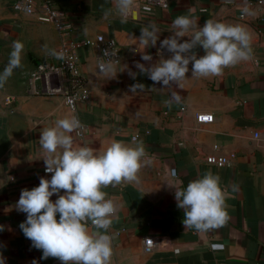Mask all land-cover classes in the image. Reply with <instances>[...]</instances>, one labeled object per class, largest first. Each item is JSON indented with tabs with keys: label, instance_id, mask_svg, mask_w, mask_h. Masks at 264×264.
<instances>
[{
	"label": "crops",
	"instance_id": "1",
	"mask_svg": "<svg viewBox=\"0 0 264 264\" xmlns=\"http://www.w3.org/2000/svg\"><path fill=\"white\" fill-rule=\"evenodd\" d=\"M143 1L137 0L126 22L116 14L104 16V9L114 7L113 0H34V15L18 10L17 0L0 1V72L8 64L13 42L24 45L20 67L0 88V225L4 227L0 254L5 264H61L55 258H41L42 250L34 248L19 227L26 214L16 209L21 190L39 186L41 177L51 178L44 173L40 132L65 115H74L63 96L47 93L43 79L35 74L41 64L58 62L49 53H58L63 42L96 35L118 42L120 63L127 70L118 65L117 76L106 79L99 75L93 49L81 51L91 100L79 106L77 116L85 132L83 137L73 133L74 140L97 150L106 149L113 139L143 143L146 159L151 160L138 173V181L103 189L117 205L109 229L110 264H264V146L256 136L264 132V0H167V8L156 6L150 15L142 13ZM46 3L66 12L72 25L68 35L39 21ZM245 3L254 15L242 14ZM189 10L200 27L208 19L246 25L252 33V58L225 68L221 75L201 78H192L190 64L187 79L179 86L154 83L135 64H146L143 54L158 60L160 41L145 49L132 37L138 38L142 26L155 22L162 41L175 31L174 19ZM163 55L167 59L171 53L164 50ZM128 70L137 74L135 80ZM65 78L54 76L52 87L64 86ZM135 83L145 89L132 93L129 89ZM173 92L182 100L169 107L164 101ZM201 113L213 114L214 122L199 124L196 116ZM210 156L229 157L232 165H210ZM209 170L228 189L230 218L208 232L186 229L175 189ZM233 184L238 186L235 192ZM147 237L156 241L151 254L144 250Z\"/></svg>",
	"mask_w": 264,
	"mask_h": 264
},
{
	"label": "clouds",
	"instance_id": "2",
	"mask_svg": "<svg viewBox=\"0 0 264 264\" xmlns=\"http://www.w3.org/2000/svg\"><path fill=\"white\" fill-rule=\"evenodd\" d=\"M113 5V8L104 9V16L116 14L121 22H126L134 14L137 0H113ZM22 10L26 14L33 11L27 4ZM191 11L174 19L172 27L175 31L162 41L161 29L155 22L142 26L138 38L132 37L139 47L145 49L155 47L160 41L158 60L153 62L152 55L143 54L141 59L146 64L136 62L140 74L165 87L179 86L187 79L190 64L192 78H201L221 75L225 68L252 58V33L246 25L208 19L200 27L198 18ZM242 14L250 16L255 13L245 3ZM198 46L204 50L203 56L194 51ZM23 49L21 41L13 42L8 64L0 72V88L20 67ZM164 50L171 53L170 58H164ZM49 54L63 58V54L54 50ZM117 56L111 49L104 51L99 75L106 79L115 78L119 73L118 65L123 71L127 70V65L122 66ZM128 71L135 80L137 74ZM144 89V84L135 83L129 90L136 93ZM181 100V96L173 92L164 103L170 107ZM67 103L72 104L73 99L68 98ZM83 127L76 115L69 114L40 132L42 160L45 172L51 174V178L41 177L39 186L21 190L16 209L26 214V220L19 227L32 246L42 250V259L55 258L61 264H110L113 236L109 229L117 205L103 189L122 182L138 181V173L151 164V160L146 159L143 143L130 145L113 139L103 150L77 144L73 133ZM172 175H176L175 171ZM221 184V177L209 170L189 181L187 186L175 189L177 207L184 212L186 229L208 232L227 223L230 218L226 203L228 189ZM231 188L233 192L238 190L235 184ZM53 196L57 197L55 201L51 199ZM3 230L0 225V231ZM0 264H5L2 254Z\"/></svg>",
	"mask_w": 264,
	"mask_h": 264
},
{
	"label": "built area",
	"instance_id": "3",
	"mask_svg": "<svg viewBox=\"0 0 264 264\" xmlns=\"http://www.w3.org/2000/svg\"><path fill=\"white\" fill-rule=\"evenodd\" d=\"M1 1V0H0ZM27 4L32 7L31 14H36L34 0H17L16 8L23 11V7ZM261 4V2H259ZM20 5V7H17ZM156 6L167 8V0H144L141 5V11L144 15H150ZM24 12V11H23ZM39 21L41 23L52 24L56 30L62 35H68L72 30V25L67 19V14L61 9L52 7L49 3H46L43 10L38 13ZM84 49H93L96 59L97 69L99 71L100 59L103 58L105 50H113L117 53V58L121 62L122 49L115 39L106 38L104 35H96L95 38L83 39L79 42H63L58 49V54H63V58H58L56 64H41L38 67V71L35 76H40L43 79L45 91L49 94H59L64 98V103L67 108L77 116V111L81 104L89 103L91 100L90 82L87 75L83 70V57L81 51ZM65 75V85L58 88L52 87V79L57 75ZM68 98L73 99L72 104H68ZM78 117V116H77ZM196 120L199 124H207L214 122V115L210 113H201L196 116ZM85 132V126L79 129L76 134L79 137H83ZM264 146V132L256 135ZM138 139V136L133 138L134 141ZM218 149V146H215ZM210 165L219 166H231V159L226 156H210L207 159ZM46 175L48 174L44 171ZM155 239L153 237H147L144 240V250L146 253L151 254L155 249ZM178 252V251H176Z\"/></svg>",
	"mask_w": 264,
	"mask_h": 264
},
{
	"label": "water",
	"instance_id": "4",
	"mask_svg": "<svg viewBox=\"0 0 264 264\" xmlns=\"http://www.w3.org/2000/svg\"><path fill=\"white\" fill-rule=\"evenodd\" d=\"M194 51L197 53V54H200V53H204V50L201 48V47H197L196 49H194Z\"/></svg>",
	"mask_w": 264,
	"mask_h": 264
}]
</instances>
